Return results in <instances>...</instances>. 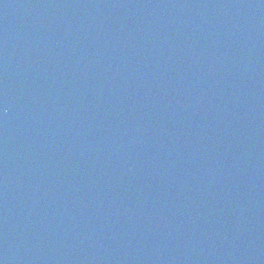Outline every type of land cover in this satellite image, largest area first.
I'll use <instances>...</instances> for the list:
<instances>
[{"label": "water", "instance_id": "obj_1", "mask_svg": "<svg viewBox=\"0 0 264 264\" xmlns=\"http://www.w3.org/2000/svg\"><path fill=\"white\" fill-rule=\"evenodd\" d=\"M0 264H264V0H0Z\"/></svg>", "mask_w": 264, "mask_h": 264}]
</instances>
